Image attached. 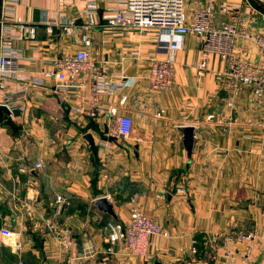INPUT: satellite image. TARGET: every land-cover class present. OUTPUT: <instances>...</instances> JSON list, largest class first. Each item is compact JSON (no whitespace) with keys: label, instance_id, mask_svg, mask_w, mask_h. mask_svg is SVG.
Returning a JSON list of instances; mask_svg holds the SVG:
<instances>
[{"label":"crops","instance_id":"obj_1","mask_svg":"<svg viewBox=\"0 0 264 264\" xmlns=\"http://www.w3.org/2000/svg\"><path fill=\"white\" fill-rule=\"evenodd\" d=\"M122 1H3V24L36 26L30 36L12 39L9 47L19 51L20 67L39 83L29 87L26 112L5 116L0 122V229L12 228L17 238L5 242L0 234V249L8 244L17 264H33L31 259L39 254L50 264L115 260L147 264L145 258L130 255L121 242H107L106 233L123 230L136 206L170 232L169 237L152 238L154 261L194 264L196 258L204 264H264V107L250 102L247 88L236 93L234 109L227 107L224 79L216 76L226 63L211 54L207 71L197 75L201 39L196 35H188L175 55V89L151 95L148 74L151 58L160 55L157 35L107 27L106 17ZM213 1L235 6L242 11L244 28L264 35V0ZM91 2L96 8L86 15L84 9ZM208 2L186 0L188 17ZM254 8L261 14L253 15ZM46 10H62L79 24L93 23V61L105 62L124 82L115 96L105 95L104 100L116 102L121 93L130 96L122 111L134 120L128 137L110 136L107 115L87 117L70 108L68 112L67 89L43 76L52 60L83 48L77 31L72 36L46 33L40 22ZM222 18L218 15L216 23ZM239 43L245 45L249 59H263L254 41L241 38ZM155 107L165 110L163 116H153ZM183 126L195 129L192 156L183 143ZM36 161L43 166L36 168ZM55 193L71 203L58 218L75 242L70 250L47 229ZM99 197L114 205L117 227L111 215L96 207ZM237 231H255L260 237L258 248L245 260L244 245L223 244L225 234ZM194 241L199 248L196 257L189 254ZM228 249L234 252L232 257L226 256Z\"/></svg>","mask_w":264,"mask_h":264},{"label":"built area","instance_id":"obj_2","mask_svg":"<svg viewBox=\"0 0 264 264\" xmlns=\"http://www.w3.org/2000/svg\"><path fill=\"white\" fill-rule=\"evenodd\" d=\"M3 1L0 0V9ZM95 8L96 4L91 2L84 9V14L90 15ZM241 12L233 5H217L213 0H209L205 7L197 9L189 18L186 0H123L119 7L106 17V26L115 30L151 31L157 35V51L160 55L151 58L148 74L151 95L155 96L175 89V55L182 48L188 35H196L201 39V56L196 65L197 75L202 76L207 71L208 57L211 54H217L226 63L225 69L216 73V76L224 79V88L229 95L227 107L235 108L234 97L245 88L251 91L250 102L254 106L264 107V35L245 29ZM258 13L260 12L254 8L253 15ZM218 15L223 17L220 23H216ZM261 15L264 18V14ZM40 22L45 26L48 35L72 36L76 31L79 32V39L83 45V48L73 55L55 58L50 66L43 70L45 78H54L63 90L67 89L64 99L65 108L87 117L107 115L111 120L110 136L125 138L131 135L134 120L130 115L122 112L130 99L129 94H119L116 102L104 100L105 95L115 96L122 89L124 82L114 76L113 70L105 62L93 61L90 52L93 47V37L90 33L94 27L93 23L79 24L77 18L67 16L62 10L44 11ZM35 28L34 25L22 22L5 25L0 18V104L6 105L11 115L26 112L29 87L39 83V79L20 67L21 54L9 46L12 39L28 37ZM241 38L254 41L263 59L260 61L249 59L245 55V45L239 43ZM18 72L24 74H17ZM164 113V109L155 107L153 116L159 118ZM42 166V161L35 162L36 168ZM52 202V216L47 223V229L65 249L70 250L75 246V242L58 218L71 203L62 193H55ZM0 232L6 238L15 236L13 229L7 226L1 228ZM106 236L107 242L112 244L121 242L130 255L143 257L147 260V264H154L150 252L152 238L169 237L170 232L143 208L134 206L130 210L126 228L109 231ZM223 242L224 246L244 245L242 255L245 260L258 248L260 237L255 231L229 232L224 235ZM15 244L17 246V243ZM82 251L86 252L87 249L83 248ZM198 253L199 248L194 241L189 254L196 257ZM233 253L228 249L226 256L232 257ZM194 260V264H204L196 258ZM262 262L264 263V255ZM107 264L125 263L115 260Z\"/></svg>","mask_w":264,"mask_h":264},{"label":"water","instance_id":"obj_3","mask_svg":"<svg viewBox=\"0 0 264 264\" xmlns=\"http://www.w3.org/2000/svg\"><path fill=\"white\" fill-rule=\"evenodd\" d=\"M67 111L69 112V108H67ZM5 116H11V112L8 109V107L4 104H0V122H4ZM183 136V143L185 148L187 149L190 156H192L193 148L195 144V129L193 126H183L180 128ZM86 138L89 140L91 146H94V140L90 134L86 136ZM96 207L103 211L115 219H118V216L116 214V211L114 209V205L110 203L107 197H99L95 200ZM44 259H46V256L44 255ZM45 264H50L48 261H45ZM154 264H162L159 260H155Z\"/></svg>","mask_w":264,"mask_h":264},{"label":"rangeland","instance_id":"obj_4","mask_svg":"<svg viewBox=\"0 0 264 264\" xmlns=\"http://www.w3.org/2000/svg\"><path fill=\"white\" fill-rule=\"evenodd\" d=\"M61 219V218H60ZM111 222L113 223V224H115V226H113V227H117V223L114 221L113 222V217H112V220H111ZM126 228V226L124 227V229ZM12 229V228H11ZM1 230V229H0ZM30 232V231H29ZM0 234H1V232H0ZM34 234V233H33ZM34 236L36 237L35 239L36 240H39V236H38V233L35 235L34 234ZM11 237H13V236H11ZM11 237H3L4 238V240L3 241H9V240H6V239H10ZM15 237V239H17L16 238V236H14ZM33 244V243H32ZM39 242H36V243H34V246H36V248L37 249H39ZM9 247V245L8 244H5L4 243V245H3V247L0 249V256H1V258H2V263L1 264H17L19 261H18V258H16L15 256H14V254H12V252L10 251V249L8 248ZM11 247V246H10ZM47 259V258H46ZM46 259H43V257L41 256V254H39V255H35V256H33V258L31 259V262L33 263V264H44V261L46 260ZM30 260H28V262H29ZM17 262V263H16Z\"/></svg>","mask_w":264,"mask_h":264}]
</instances>
